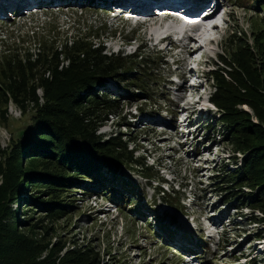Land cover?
Returning a JSON list of instances; mask_svg holds the SVG:
<instances>
[{
	"label": "rangeland",
	"instance_id": "obj_1",
	"mask_svg": "<svg viewBox=\"0 0 264 264\" xmlns=\"http://www.w3.org/2000/svg\"><path fill=\"white\" fill-rule=\"evenodd\" d=\"M135 1L141 2L0 0V211L2 207L10 211L11 216L8 217L14 221L15 235L37 241V250L41 251L37 258L42 259L44 264H72L65 255H69L67 251L76 249L87 251L84 255L86 258L95 256L98 264H247L250 258L264 255V234L261 231L264 230V223L256 224L248 220L252 213L255 217L259 212L248 207L239 208L238 204H246L241 196L225 202L235 193L241 195L247 189L241 185H222L221 179L216 178L222 174L219 170L242 168L248 152L245 150L243 155V144L232 145L217 132V129L223 128L220 122L217 123L222 117L218 107L222 108L212 102L216 82L205 70H208L213 57L217 65L211 69L212 72L219 68L233 70L229 74L230 79L227 77L225 87L218 92L220 103L227 102V97L232 99L231 94H237V102L241 98L246 99L247 94L240 96L241 86L233 81V74L239 79L245 70L247 72L244 67L246 56L255 57L258 53L255 33L264 25V11H255L252 6L244 5L248 0H216L221 11L204 25L207 28L215 24L213 21L220 23L223 20V26L214 27L211 33L215 39L206 44L207 38L196 32L193 47L199 42L204 44L197 53L188 58L178 46L174 55L166 57L165 51L159 52L148 40L147 35L152 27L135 20H141L144 16L129 13L127 5ZM211 1L206 0L205 5ZM30 5H38V8L32 7L30 10ZM182 6L177 7H186ZM160 7L156 9L151 6L150 15L160 20L158 28L163 33V29L173 21L172 16H164L173 13V10L164 9L161 13ZM184 14L175 12L174 16ZM191 14L194 13L185 15ZM132 17L139 29L130 32L133 25L123 27L119 23L128 24ZM113 19L118 20V28L110 25ZM105 20L108 23L104 26ZM174 31L168 30L171 33ZM187 32L193 35L195 31ZM89 35L98 37L94 41L101 42L106 53L131 54L133 48L139 45L141 59L162 72L156 82L149 84L148 93L139 95L142 98L131 97L118 85L116 88L111 79L106 81L100 88H109L120 96L118 98L124 99L123 105L118 108L121 123H128L133 129L118 126L120 118L110 115L108 121L98 125L95 131L96 135L102 136L101 141L116 134L127 143L132 155L140 156L158 178L147 180L142 175L143 171L120 166L118 174L112 177L104 170L94 172L97 182L87 188L72 182V173L60 168L57 153L46 149L48 145L54 147V140L47 131L42 130L40 137L41 140L45 137L50 143L44 141L37 147L22 145L21 151H16L12 145L28 129L30 115L36 109L32 102L27 104L28 101L24 100L23 90L30 96L33 91L38 106L43 105L44 80L54 81L55 76L60 75V70H65L68 65V60L56 57L60 50L57 46ZM233 35L236 38L230 44L226 39ZM160 37L157 36V39ZM176 45H179L178 42ZM39 47L53 54L54 58L36 71L30 63L33 59H30V55ZM260 50V56L264 58L263 45ZM173 59L176 60L174 66ZM249 62L259 72H264L262 65ZM36 64L39 65V62ZM220 72L214 74L220 75ZM126 75L135 76L134 73ZM175 76L179 80L176 81ZM188 76L199 86L189 83L187 88L188 84H183L185 88L179 90L177 84ZM162 77L165 78L164 82ZM150 80L145 79L146 82ZM251 82L255 85L256 79L252 77ZM262 93L264 96L263 90ZM258 95L259 92L254 93L256 100L250 102V107L241 102L235 105V109L247 112L252 123L260 121L264 127V107L258 106ZM250 143L256 141L251 140ZM45 154L53 158H44ZM85 155H76L79 168L83 163L80 158ZM61 160L63 164L67 161ZM49 178L70 183L73 192L54 200L51 197L53 202L60 205L46 212L38 203L39 200H49ZM87 178L90 179L89 176ZM157 183L159 185L154 188ZM220 187L226 188L220 190ZM157 188L164 190L165 195L178 192L179 204L172 207L164 203L161 193L156 195ZM237 189L240 191H234ZM129 193L134 194L130 201L135 204L132 207L127 204ZM260 205L263 212L264 206ZM153 209H157V217L163 222L161 225L155 220ZM203 219H208L209 225L220 235L205 230ZM147 222L151 224L149 228ZM256 235H261L258 241L254 240ZM242 252L248 255L247 258H240ZM194 253L191 257L187 256Z\"/></svg>",
	"mask_w": 264,
	"mask_h": 264
},
{
	"label": "trees",
	"instance_id": "obj_2",
	"mask_svg": "<svg viewBox=\"0 0 264 264\" xmlns=\"http://www.w3.org/2000/svg\"><path fill=\"white\" fill-rule=\"evenodd\" d=\"M248 1V3L243 4L252 6L255 11H264V0ZM255 36L258 45L257 55H255V57L246 56L244 67L247 68V72L245 70L239 79L233 74V81L237 83L238 86H241L242 92L240 96L247 94L245 97L246 99L241 98V100L237 102V94H231L232 99L227 97V102L220 103L217 97L219 90L225 87L224 84L227 81V77H229V74H232V68L231 71L220 70L219 68L213 72H206V74L209 73L208 75L213 76L216 82L217 89L213 94L214 101L212 102L216 104L217 107L219 104L223 109L218 107L219 114L222 117L217 123L220 122L223 128L217 129V132L222 139H225L226 142L232 145L237 146L243 144V147H241L242 149L239 148L243 155L248 152L243 160L242 168H225L219 170L223 175H217L216 178L219 177L224 186H228V184L231 186L241 185L244 186L242 188L247 189V192H242L241 195L235 193L233 197L227 198L225 202L228 203L232 198L234 199L237 196H241L246 204H238L239 208L248 207L251 210H258L259 213H257L255 217H253V213L248 217L250 222L257 224L260 222L264 223V210L262 212V206L260 205L262 204L264 206V127L261 125L262 122L260 121L256 124L252 123L247 112L235 109V105L241 102L247 103L250 107V102L256 100L254 96L256 92L260 93V96H257L259 98L258 106L260 108L264 107V96L262 93V90L264 91V72H259L258 68L249 62L252 61L255 64L257 62V65L259 63L264 67V58L260 56L261 45L264 46V25L255 33ZM94 38L98 39V37H92L91 35L88 37L74 38L73 41H67L63 46H57L60 50L57 52L56 57H61L66 61L68 60V65L65 70H60V75L55 76L53 79L54 81L44 80L46 85L44 87L45 90L42 92L45 101L43 105L38 106V100L33 91L30 96L23 90L24 92L22 95L26 97L24 100L28 101L27 104L32 102L33 107H36V109L30 115L28 129L25 130L22 136L19 135L17 141L12 143V145L16 151H21L22 145L28 147L36 145L37 147L40 144H44V141L50 143L45 137L43 140H41L42 137H40L42 135L40 134L42 130H45V132L47 131L54 140V147L51 148L48 145L46 149L51 150L50 152L54 151L57 153V157L59 158L58 162L61 163L60 168L72 173V182L74 181L85 187L90 186L93 182H97V177L93 175L94 172L96 173V171L104 170L108 174H111L109 176L112 177L118 174V167L120 166H124L128 169L134 168L137 172L143 171L142 175L147 180L154 177L158 178V175L152 174L153 169L146 166L140 156L137 157L132 155V151L128 150L127 143L117 137L116 134H112L107 140L101 141L102 136L99 134L96 135L95 131L98 125L104 121H108L107 117L110 115L120 118L118 126L121 125V127H130L133 129L128 123H121L122 118L120 117L118 108L123 105L122 101L124 99L118 98L120 96L110 91L109 88L108 90L105 87L100 88L106 81L111 79L116 88L119 86L121 90L123 89L131 94V97L136 96L137 98H142L139 95L148 93L149 84L156 82V78H159L158 76H160L162 72L152 68L148 61L146 62L141 59L142 50L140 48L137 53L133 54L121 55L106 53L104 52L101 42H95ZM234 38H236V35L231 36V38L226 39V41L231 44V40ZM39 48L34 49V53L30 55V59L33 58L30 63L36 71L44 68L42 64L54 58L53 54H49L48 51ZM37 62H39V65L36 64ZM161 64L163 63H160V65ZM214 64L215 66L217 65L215 62ZM141 68L146 69L143 70ZM262 70L264 71V69ZM218 71H221L220 75L214 74ZM127 73H134V78L126 75ZM252 77L256 79L255 85L251 82ZM148 78L151 80L146 82L145 79ZM164 79L165 78L162 77V82H164ZM250 89L254 91L251 92ZM229 100H232L231 104ZM251 140L256 141V143L251 144ZM245 150L247 151L244 152ZM77 154H86L85 157L80 158L81 161H83L81 168L77 166V160H79L76 158ZM43 157H48L49 159L53 158L48 154H45ZM60 158L66 159V163L63 164ZM246 158L247 160H245ZM72 161H75V163ZM232 165H234V162ZM87 176H89L90 179H88ZM21 179L22 176L19 181ZM130 183L135 185L133 180H130ZM47 186L50 190L49 200L43 201L38 199V205L46 212H50L55 209L54 206L60 205L59 203L53 202L51 200L52 198L54 200L63 195L67 196L69 192H73V190L70 189L72 188L70 183H64L58 178L47 179ZM222 188L224 189L226 187H220V190H222ZM84 189L83 187V190ZM234 191L240 190L237 189ZM38 192L41 191L38 190ZM160 193L161 198L167 205L176 207L175 204H179L180 197H178V192L172 191L171 194L165 195L164 190L157 188L156 194ZM133 195L132 193L127 195V197H129L127 203L129 207L135 205L134 202H130L132 201L131 197ZM156 210L157 209H153L152 212L153 214L155 213V220L161 225L163 222L161 218L157 217ZM259 214L260 217H258ZM8 216H11L10 211L6 207H2L0 211V264H44L42 259L37 258L38 254L41 252L37 250V241L32 242L21 239L20 235H15L16 231L13 228L14 221ZM160 216L163 217L162 214H160ZM150 217L152 216L150 215ZM5 218L7 220L2 222ZM146 224L148 228L151 226L149 222ZM261 231L264 234V230ZM260 238L261 235H256L254 240L258 241ZM85 252L87 251L76 249L67 251L66 254L69 255L65 256H68L67 258L72 264H98V261L94 260L95 256L86 258L84 256ZM247 256L248 255L242 252L240 258L245 259ZM61 261L62 259L59 262ZM248 263L264 264V255L262 256L261 254L260 257L257 256L254 259L250 258Z\"/></svg>",
	"mask_w": 264,
	"mask_h": 264
},
{
	"label": "bare ground",
	"instance_id": "obj_3",
	"mask_svg": "<svg viewBox=\"0 0 264 264\" xmlns=\"http://www.w3.org/2000/svg\"><path fill=\"white\" fill-rule=\"evenodd\" d=\"M124 1L127 2V0H124ZM153 2L158 4L160 2V0H157V1L147 0V1H144V2L135 1L134 4H135V8L137 9V11L139 13L143 14L142 16H144V17H142V22L140 24L141 25L143 24L144 26H146V24L150 25L152 27V29H151L152 31L151 32L157 38V36H159L162 33V31H159L161 29L158 28V24H159L158 20L159 19H156L155 15L154 16L150 15L151 14L150 8H151V6H153ZM184 2H186V4H188V6H186V7H188V9H189V13H194V14L199 13V14L196 15L195 17H190V16H187V15H183V16L180 17V15L179 16H174L175 15V11L173 10V13L172 12L171 13H167L164 16V18H171V16H172V20L173 21L169 22L171 24H169L163 30L166 33L165 34L166 39L169 38L168 35H167L168 30H172V29L179 30L180 39L186 38L185 44L181 45L180 48L182 49V51L184 53L187 54V57L189 58V57L193 56L195 53H197L199 47H198V45L193 47L192 43H194V44L196 43V38H195V36L187 35L186 32L188 30L189 31L194 30L195 32H200L204 37L207 38L206 39L207 40L206 44H207L208 42L212 41L211 39H209V37H211V35H212L211 33H212L214 27H216V24H212L211 26H208L207 28L204 27V23L205 22H210L211 19L215 15V13L213 15H207L206 10H204V9H206V5L203 6V5L199 4L198 0H184ZM75 3H76V1H75ZM74 5H76V4H74ZM214 7L216 8V4L214 5ZM165 8H166L165 6H161L160 7L159 10L161 11V13L163 12L162 10H164ZM141 10L144 13L141 12ZM131 12H136V11H135L134 8H131ZM185 12H188V11H185ZM188 18L193 19V21H191V19H188ZM161 28H163V27H161ZM214 39H215V37H214ZM159 40H161V37H160ZM182 87H183V83L178 86L179 90Z\"/></svg>",
	"mask_w": 264,
	"mask_h": 264
},
{
	"label": "clouds",
	"instance_id": "obj_4",
	"mask_svg": "<svg viewBox=\"0 0 264 264\" xmlns=\"http://www.w3.org/2000/svg\"><path fill=\"white\" fill-rule=\"evenodd\" d=\"M221 20V19H220ZM213 23H215L216 24V26H219V27H221V26H223V24H224V22H223V20H221V22L219 23V21H214ZM210 39H212L213 40V37L211 36V38ZM197 45H199V44H197ZM213 60H210L211 62H210V65L208 66V70H205V73L206 72H210V71H212L211 69H213L214 67H215V64H214V57L212 58ZM163 162L161 161V164H162ZM151 180V179H150ZM149 182V181H148ZM159 184L157 183V184H155L153 187L154 188H156V186H158ZM160 189V188H159ZM162 190V189H161Z\"/></svg>",
	"mask_w": 264,
	"mask_h": 264
}]
</instances>
